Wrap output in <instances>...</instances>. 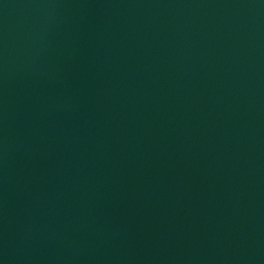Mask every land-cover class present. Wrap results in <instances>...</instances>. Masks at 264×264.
Listing matches in <instances>:
<instances>
[{
    "label": "water",
    "instance_id": "1",
    "mask_svg": "<svg viewBox=\"0 0 264 264\" xmlns=\"http://www.w3.org/2000/svg\"><path fill=\"white\" fill-rule=\"evenodd\" d=\"M264 48V0H0V218Z\"/></svg>",
    "mask_w": 264,
    "mask_h": 264
}]
</instances>
